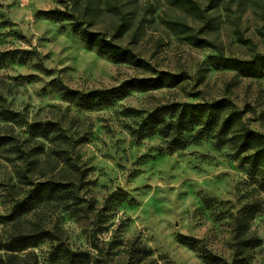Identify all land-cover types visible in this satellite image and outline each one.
Listing matches in <instances>:
<instances>
[{
    "label": "rangeland",
    "instance_id": "obj_1",
    "mask_svg": "<svg viewBox=\"0 0 264 264\" xmlns=\"http://www.w3.org/2000/svg\"><path fill=\"white\" fill-rule=\"evenodd\" d=\"M93 1L102 14L84 27L128 48L140 66L83 38L86 12L76 7L82 0H0V108L18 114L14 122L0 119V136L10 142L0 150V247L27 237L29 248L16 254L24 260L14 264H77L64 260L61 246L88 254L89 264H206L181 243L184 237L233 264L239 237L248 253L253 235L259 246L248 264H264L263 176L219 140L218 120L189 126L178 149L169 139L133 134L164 105L225 102L221 114L238 113L264 135V73L210 62L264 55V0H218L207 25L165 0L124 1L117 15L104 11V0ZM195 1L206 10L211 0ZM125 17L135 28L143 21L135 35L118 34ZM175 17L212 47L178 39L165 22ZM161 73L184 80L128 97L112 92ZM35 129L47 131V140L31 138ZM23 174L69 183L66 197L26 199L31 187L19 179ZM76 188L78 208L70 196ZM246 210L253 219L242 235L235 220Z\"/></svg>",
    "mask_w": 264,
    "mask_h": 264
},
{
    "label": "trees",
    "instance_id": "obj_2",
    "mask_svg": "<svg viewBox=\"0 0 264 264\" xmlns=\"http://www.w3.org/2000/svg\"><path fill=\"white\" fill-rule=\"evenodd\" d=\"M124 1H127L128 4L131 0H104L106 6L104 11L109 14L116 13L117 15V9H119ZM165 1L170 6L172 5L180 9L191 18H194V20H199L203 24L207 25L206 22L211 19V11L215 8L218 0H211L210 6L208 9H206L207 11L201 9V6L195 0ZM79 4L80 3H77L76 7L84 8V11L86 12V15L84 16L85 19L80 21V27L83 29V31L81 30V35L83 38L89 44L98 47L101 53L109 55L113 59L129 62L135 66H140V62L137 61L136 57L128 48H125L121 45H116L109 41L106 35L92 33L84 27V24H86L85 20L88 21L90 19H94L96 21L98 18H100V15L102 14L100 4L99 7H96V9H93L92 7L94 5L93 0H82L81 5ZM92 9L94 10L93 12H91ZM131 22H133V19H129L127 17L119 18L117 26L118 34L121 36H128L131 33H134L135 35L140 29L139 25H141L143 21H136V23L139 24L136 28ZM165 22L169 30L174 32L178 39H181L188 45L197 48L212 47L211 42L198 37L196 28H194L192 25H188L186 19L175 17L172 19L168 18ZM88 23L90 22H87V24ZM210 62L214 67L220 69H232L244 74L258 75L264 73V55H255L251 58V60L248 61L226 59L223 57H212ZM183 80L184 78L181 76L178 77L168 73H161L158 75V77L152 79L135 78L131 81H126L122 84V86L114 89L112 92H121L124 97H128L133 92H146L164 88H174L180 85ZM225 105V102H219L214 105L200 104L195 106H187L178 103L164 105L156 109V111L149 115L147 119H143L138 131L133 134L141 138L160 136L162 138L169 139L170 144L178 149L182 143L184 132L189 126L202 121H211L212 123H215V121L218 120L221 128V132L219 133L218 137L219 140H223L222 142L224 145H229L235 149L237 154L242 156L240 157L241 162L256 168L263 176L264 180V135L252 132L246 126L245 122L238 113L224 112L221 114V111H223ZM127 112L136 116L141 114L140 112L134 111L133 109H130ZM16 118H18V114L13 113L12 111H5L4 109L0 108L1 120L14 122L16 121ZM37 131L36 129L34 130L35 133L30 131L29 134L31 138L39 139L43 142L46 141L48 138L47 131ZM9 144L10 142L6 137L0 136V150L5 149ZM19 179L26 186L31 187V191L28 193L29 197L26 199H29L30 201L37 204L49 203L59 199L58 197L64 199L66 195L63 194L69 188V183L58 181L47 175L40 177V179H43V181H32L31 177L25 174L19 177ZM79 190L80 188L74 189V193L70 195L75 202V208H78L83 201V199L79 197ZM82 217L85 218L86 216L82 215ZM252 219L253 214L250 213L249 210L239 213L235 222L238 225V228L243 229L244 232L241 230L242 235L248 232L247 228ZM248 238V248L250 249L248 253H244L247 252L243 249L246 240L241 236L239 237L233 264H248L250 262L252 258L250 253L259 246V241L253 235H249ZM26 241V236L19 235L17 238L10 240L7 245L0 247V251L6 252L5 255H0V264H14V262L17 260L23 261L24 258H19L16 254L22 253L29 248L27 245L23 246ZM181 243L190 249L199 252L206 264H225L221 262L220 259L211 255L209 252L201 251L198 248V243L191 239L182 237ZM61 249L64 260L70 261L72 263L77 262V264H89L90 262L88 254L86 253L76 254L70 251L67 247L63 246H61ZM147 254L149 253L146 251L145 255Z\"/></svg>",
    "mask_w": 264,
    "mask_h": 264
}]
</instances>
